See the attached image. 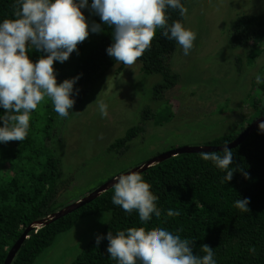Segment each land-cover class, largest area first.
<instances>
[{"label": "trees", "instance_id": "16d2710c", "mask_svg": "<svg viewBox=\"0 0 264 264\" xmlns=\"http://www.w3.org/2000/svg\"><path fill=\"white\" fill-rule=\"evenodd\" d=\"M187 1L181 0V3L185 6ZM15 2L0 0V23L4 19L15 18ZM91 4L92 0H88L89 6L82 11H90L91 19L100 21V16L96 18L92 12ZM166 12L169 24L180 20L185 26V16L182 17L178 10L169 8ZM112 31L105 33L83 55L73 72L70 79L80 78L74 84L72 98L75 104L69 110V116L97 81L119 63L106 51L113 43ZM231 38L234 47L250 44L251 50L246 59L248 64H253L264 53V15L238 17ZM177 47L175 41L168 40L162 35V30L157 29L151 48L138 58L144 73L162 76V81L154 86L156 100H163L179 82V74L172 67ZM254 85L257 92L252 95L251 105L260 117L264 115V84L255 81ZM44 106L50 114L43 127L37 126L38 117H32L23 142L0 143V161L4 164L0 167L3 168L0 172V264H4L8 251L28 226L63 208L58 198L69 186V180L63 177L61 160L50 146L55 111L50 110L48 104ZM3 114L4 109L0 107V115ZM2 126L3 121L0 120ZM141 131L140 124L131 127L112 147L119 148ZM236 137H217L207 145L222 146ZM230 150L234 154L232 167L243 169V172L235 171L231 181L221 183L226 172L215 167L211 161H204L201 152L171 157L140 173L158 197L156 206L161 211L160 218L153 214L150 221L141 222L137 211L127 213L112 203L114 189L111 188L78 210L37 232L29 233L30 237L25 240L12 264H34L60 233L72 229L79 220L101 212L111 213L109 223L97 235L104 239L97 246V236L93 238L72 264H117L107 252V233L111 230L115 234L130 227H145L148 230L164 228L181 240L195 241L193 251L201 256L205 254L200 251L201 245L207 244L213 248L216 264H264V132L258 127ZM244 172L249 178H245ZM238 199L250 200L249 212L235 206ZM169 209L178 211L180 215L168 217ZM250 246L255 247V253L248 250Z\"/></svg>", "mask_w": 264, "mask_h": 264}, {"label": "rangeland", "instance_id": "374dc122", "mask_svg": "<svg viewBox=\"0 0 264 264\" xmlns=\"http://www.w3.org/2000/svg\"><path fill=\"white\" fill-rule=\"evenodd\" d=\"M185 7V27L197 38L189 55L178 45L172 67L179 82L163 100H156L153 93L162 76L144 73L137 60L131 68L118 63L109 69L71 116L62 119L54 113L50 146L61 160L63 177L69 180L58 198L62 207L170 149L238 136L257 117L251 98L257 92L256 76L264 78V53L248 64L250 44L234 47L231 34L238 17L264 15V0H188ZM83 13L90 25L99 24L103 30L91 32L67 61L54 63L58 83L70 79L83 55L112 30L102 20H92L90 11ZM28 54L33 62L48 55L34 49ZM98 96L108 106L106 118L95 103ZM45 104L54 110L45 98L31 113L30 118L38 117L39 127L50 114ZM138 123L143 132L119 148L112 147ZM110 219V212H101L79 220L60 233L34 264H72Z\"/></svg>", "mask_w": 264, "mask_h": 264}, {"label": "clouds", "instance_id": "9594fccd", "mask_svg": "<svg viewBox=\"0 0 264 264\" xmlns=\"http://www.w3.org/2000/svg\"><path fill=\"white\" fill-rule=\"evenodd\" d=\"M88 0H16L14 19L0 23V143L23 142L28 135L31 113L48 98L60 118H67L75 100L72 98L74 84L80 78L57 82L54 63L67 61L78 45L91 32L103 29L99 24L90 25L82 9L88 7ZM91 10L112 31L113 43L107 54L116 62L128 68L151 48L157 29L168 40H173L189 55L197 35L186 28L180 20L168 23L167 9L178 10L183 17L188 9L181 0H92ZM48 53L33 62L29 50ZM257 84H264L259 75ZM95 103L102 117L108 116L107 104L98 96ZM264 132V121L259 123ZM204 161H211L215 167L226 172L221 183L232 180L233 151L224 143L222 152H201ZM245 178H249L244 172ZM112 203L125 212H138L141 222H148L153 214L161 217L156 206L158 197L151 191V185L138 172H131L115 178ZM249 199H238L235 206L249 212ZM178 211L169 209L168 217L179 216ZM103 236L96 237L97 246ZM107 252L117 264H216L213 248L201 245L204 255L195 254L189 241L173 235L161 227L148 230L145 227H130L126 230L107 233ZM255 253L254 246L248 249Z\"/></svg>", "mask_w": 264, "mask_h": 264}, {"label": "water", "instance_id": "95a60500", "mask_svg": "<svg viewBox=\"0 0 264 264\" xmlns=\"http://www.w3.org/2000/svg\"><path fill=\"white\" fill-rule=\"evenodd\" d=\"M264 121V115L258 117L254 122H252L240 135H238L233 141L229 142L227 144V147L229 149L234 148L236 146H238L239 144H241L249 134H251L254 130H256L259 126V123ZM223 147L222 146H211V145H202V146H182L176 149H172L169 151H166L164 153H161L151 159H149L148 161L136 166L135 168L124 172V173H120L112 178H110L109 180H107L106 182H104L102 185H100L97 189L91 191L90 193L86 194L85 196H83L82 198L78 199L77 201L61 208L60 210L46 216L43 219H40L38 221H35L34 223H32L30 226H28L23 233L20 234V238L14 243V245L10 248V250L8 251V255L4 261V264H12L14 258L16 257L17 253L19 252L21 246L23 245V243L25 242L26 239H28L29 233L35 231L37 232L39 229H41L42 227L51 224L52 222L61 219L62 217L67 216L68 214L78 210L79 208L85 206L86 204L92 202L93 200H95L96 198H98L99 196H101L104 192H106L107 190L113 188L115 181V178L120 176V175H126L129 174L131 172H138L141 173L145 170H147L148 168H151L171 157L177 156L179 154H183V153H200V152H212V151H223Z\"/></svg>", "mask_w": 264, "mask_h": 264}, {"label": "flooded vegetation", "instance_id": "af4514ba", "mask_svg": "<svg viewBox=\"0 0 264 264\" xmlns=\"http://www.w3.org/2000/svg\"><path fill=\"white\" fill-rule=\"evenodd\" d=\"M176 107H177V106H176ZM257 118H258V117H256L252 122H254ZM252 122H251V123H252ZM140 123H141V122H140ZM251 123H250V124H251ZM138 124H139V123H138ZM250 124H249V125H250ZM140 125H142V124H140ZM249 125H248V126H249ZM248 126H247V127H248ZM131 127H133V126H131ZM247 127H246V128H247ZM142 128H143V131H144V127H143V125H142ZM143 131H141V132H143ZM141 132H140V133H141ZM140 133H139V134H140ZM210 141H212V139H211ZM210 141H207L206 144H204V145H207V143L210 142ZM180 147H181V146H180ZM173 149H176V147L173 148ZM170 150H172V149H170ZM168 151H169V150H168ZM158 155H159V154H158Z\"/></svg>", "mask_w": 264, "mask_h": 264}, {"label": "crops", "instance_id": "0c3cea01", "mask_svg": "<svg viewBox=\"0 0 264 264\" xmlns=\"http://www.w3.org/2000/svg\"><path fill=\"white\" fill-rule=\"evenodd\" d=\"M141 63V62H140Z\"/></svg>", "mask_w": 264, "mask_h": 264}]
</instances>
